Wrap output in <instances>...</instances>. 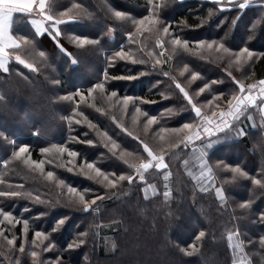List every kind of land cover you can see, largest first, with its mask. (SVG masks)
Segmentation results:
<instances>
[{
    "label": "trees",
    "instance_id": "16d2710c",
    "mask_svg": "<svg viewBox=\"0 0 264 264\" xmlns=\"http://www.w3.org/2000/svg\"><path fill=\"white\" fill-rule=\"evenodd\" d=\"M45 8L74 19L53 39L50 22L38 34L15 12L20 47L0 68V192L22 193L0 196L13 216L0 215V264H264V188L253 183L264 181V98L227 118L224 133L184 143L200 118L193 105L214 115L248 93L236 81L246 88L264 78V0H46ZM125 95L139 99L124 108ZM144 145L167 167L157 170ZM21 146L27 154L17 155ZM141 159L151 166L135 168ZM80 195L89 210L72 203ZM110 223L114 248L102 252L99 227Z\"/></svg>",
    "mask_w": 264,
    "mask_h": 264
},
{
    "label": "snow or ice",
    "instance_id": "6c2138e0",
    "mask_svg": "<svg viewBox=\"0 0 264 264\" xmlns=\"http://www.w3.org/2000/svg\"><path fill=\"white\" fill-rule=\"evenodd\" d=\"M217 2H219V0H217ZM240 7L241 8L245 7V4H240ZM36 8H38L39 14L41 16H43L48 22H50V27L53 30H55V33L53 35V39H55L56 37H58L60 35V30L58 28L59 25H62L64 23H66L67 21L74 19V17L69 16L67 20H63V19H60V18L54 16L53 14H49L46 11V8H45V0H23L22 4L19 7L15 8V9L0 10V68L4 67L3 58L6 55L5 49L7 47H10V46L11 47H15V48H19L20 47V44L18 43V41L16 39H14L13 36L7 34V32H6V23H7V21L11 18L13 12H22V13L23 12H28V13H31ZM116 15L117 16H122L123 14L117 12ZM145 19H147V17ZM33 23L37 24V28L38 29L43 26L41 23L36 22V21H33ZM139 23L143 24L144 21L142 20ZM167 31H168L167 28H164V32L167 33ZM129 38L130 39L132 38V34L131 33H129ZM77 40H79L81 44L87 42L86 40H81L80 37H77ZM24 42L27 43V40H25ZM175 43H177V44L181 43L179 38H176ZM183 43L186 45L188 42L187 41H183ZM198 43L203 45V44H205V41L204 40H199ZM208 47L211 48L212 44H208ZM241 51H242V53L246 54V57L248 59H251L254 56V53L249 51L248 48H243ZM261 55H264V53H261ZM114 57H118V58H121V59H124V58H129L130 59V57H127L126 54H122L119 51L117 53H115ZM16 59L19 60L20 63H24L23 60H20L19 56H17ZM29 67H31V65H29ZM4 70L7 71V68H4ZM229 75H230V73H229ZM133 78L134 77H132V76L116 77V79H133ZM236 83H237V85H239V87H240L242 92L247 91L249 93L248 96H247V100L248 101H254V97L251 95V92L256 87V85H248L247 88H245V86L242 83H240L239 81H236ZM94 87L96 89H103L104 88V83L103 82H98V83L95 84ZM207 87H208V85H205V88H207ZM91 91H92V89H89V92H91ZM181 91H183V89H181ZM201 91H204V89H201ZM259 92H260L261 96H264V80L259 82ZM79 95L83 99L84 93H79ZM111 95L113 97H115L117 95V93L116 92H112ZM185 96H187V93H185ZM69 99H70V97H69ZM138 99L139 98H134V97H130V96H126L125 95V96H123L121 98L120 102H121V104L123 105L124 108H127L129 102L135 103ZM234 99H235V106L230 108L228 113H221V117L222 118L225 115H230L234 119H237V120L239 119L238 113H239L241 107L244 104V100L242 98H240V97H234ZM146 103H152V101H146ZM229 103L232 104V101H229ZM193 109L195 111L196 116H200L201 115L200 109L195 107V105H193ZM262 111H264V110H262ZM156 119H157L156 117H151L150 120H149V123L154 122ZM222 123H223V127H220V125H216L215 129L218 132L224 133L225 129L229 128V124H228V122L226 120H223V119H222ZM210 125H211V122H207L205 124V126L203 127V131L205 133H207L209 136H211L212 133H213V127L210 126ZM183 127L185 129H189V128L192 127V125L188 124V123H185L183 125ZM198 136H199V133H196V134H194V136L187 137L186 140L184 141L185 146H187V143L190 142L193 138H198ZM87 143L91 144L92 141H87ZM113 147H115V146L113 145ZM144 147H145V150L148 152V155L149 156H153L152 151L148 148V146L144 145ZM44 151H47V149H44ZM64 151H66V149H63V148L60 149L61 153H63ZM22 153L23 154H27L28 153V147L27 146H21L19 148V150H18L17 155L22 154ZM68 155L70 157H72V158H75L78 155V153L75 152V151H69ZM153 159L158 161L155 164L156 168L159 169V168L167 167V165L163 161V157H153ZM150 166H151V163H145V164L141 165V167L144 168V169H147ZM87 169H89V170H93L94 169L95 174H96L97 177L103 176L105 180L107 179V177L104 175V173L101 172L100 168L95 167L94 164H87ZM71 170L72 169L69 168V171H71ZM233 171L238 173L240 176H245L246 175V173H244L239 168L233 169ZM47 175H48V177L51 178L53 176V173L51 171H49L47 173ZM121 179H124V177H121ZM127 179L129 181H131L132 177L128 176ZM111 183L114 184L115 182L113 181ZM253 183L255 185H259L261 188H264V181H262L260 179H254ZM68 191L70 193H76L77 189L75 187H69ZM85 191H87V190H85ZM217 194L218 195L220 194L219 190H218ZM21 195H22V193L19 192V191L0 192V196L18 197V196H21ZM97 199H100V197H97ZM72 203L74 205H78V206L82 207V209L86 210V211L89 210V208L91 207V205L85 200L84 195H80L79 196V200L78 201L74 200V201H72ZM92 203L94 204L95 201H93ZM241 208H249V202H247L245 204H242ZM0 215H2L5 218V220H7L9 223H11L12 220H13V216H12L11 212H5L2 209H0ZM261 220H264V214H261ZM23 223H24V230L26 232L27 228H28V221L25 220ZM58 223H62V221H60ZM44 235L45 234L43 232H40V231H37L35 233V236L37 238L44 237ZM86 235H87V233H85V236ZM199 236L200 237H204L205 233L204 232H200ZM14 242H15L14 240L9 241V243H14ZM34 243H35V241H34ZM83 243H85L84 239H82V238L79 239V244H83ZM77 246L78 245L76 243H73V244L70 245V247H72V248L77 247ZM48 247L51 248L52 245L49 244ZM21 251H23V245H21ZM31 255L33 257H36L37 253L34 251V252L31 253Z\"/></svg>",
    "mask_w": 264,
    "mask_h": 264
},
{
    "label": "rangeland",
    "instance_id": "374dc122",
    "mask_svg": "<svg viewBox=\"0 0 264 264\" xmlns=\"http://www.w3.org/2000/svg\"><path fill=\"white\" fill-rule=\"evenodd\" d=\"M10 58V56L9 55H5V58L3 59L4 60V62H6V61H8V59ZM4 66H5V63H4ZM250 85H256V87L252 90V92H251V94H252V96L254 97V99H263L264 98V96H261V94H260V92H259V85H257V83H253L252 82V84H250ZM247 88V87H246ZM234 104H232V105H229V106H223V107H219V108H217V110H215V113H214V115H212V114H209V115H207V114H201V116H200V118H199V120L197 121V123H196V125L194 126V128L192 129V131L189 133V135L188 136H186L185 137V139H184V141L186 140V138L187 137H190V136H194V134H196V133H199V136H198V138H193L190 142H188L187 144L188 145H193V146H195L201 139H203V138H208V137H211V136H213V135H215V134H217V133H219L218 131H216V129H215V126L216 125H220V127H223V123H222V119L223 120H226L227 121V117H226V115L222 118L221 117V115H217V113L219 112V111H224V109L226 108H228V110L226 111V113L229 111V109L233 106ZM262 110H264V107H262L261 108ZM261 110V111H262ZM246 111V110H245ZM245 111L242 113V115H244L245 114ZM262 113L264 114V111H262ZM241 114H240V112L238 113V116H240ZM207 122H211V125L210 126H212L213 127V133H212V135L211 136H209L207 133H205L204 131H203V127L205 126V124L207 123ZM192 148H194V147H192ZM198 157V156H197ZM196 157V158H197ZM151 159H153V156H151ZM139 160V161H142L144 164L145 163H149V162H151L152 160ZM138 161V162H139ZM207 171L205 170L204 172H203V174H205ZM202 174V173H201ZM167 180V179H166ZM169 183V180H167V184ZM117 229V224H115V223H113V224H109V225H101L100 227H99V236H100V239H102L101 241H104L105 242V244H109L108 245V247H105L104 245H101V251L102 252H109V251H111V250H113L112 248H114V244H113V240H112V236H111V234H112V232L114 231V230H116Z\"/></svg>",
    "mask_w": 264,
    "mask_h": 264
},
{
    "label": "crops",
    "instance_id": "0c3cea01",
    "mask_svg": "<svg viewBox=\"0 0 264 264\" xmlns=\"http://www.w3.org/2000/svg\"><path fill=\"white\" fill-rule=\"evenodd\" d=\"M215 1H217V0H215ZM220 1V0H219ZM22 2H23V0H0V10H4V9H9V10H11V9H15V8H17V7H19L21 4H22ZM45 5H46V0H45ZM15 12H13L12 13V16H11V18L7 21V23H6V32H7V34H9V35H11L12 36V34H11V31H10V29H11V24H12V19H13V14H14ZM17 13V12H16ZM18 13H22V12H18ZM23 14H26L27 16H28V19H29V22L31 23V25H32V27L35 29V31L38 33V34H41L44 30H45V22L47 21L43 16H41L40 14H39V10H38V8H36V9H34L31 13H28V12H23ZM33 21H36V22H39V23H41L43 26L42 27H40L39 29L37 28V24L36 23H33ZM14 39H15V37H13ZM9 48H13V47H7L6 49H5V52H6V55H8V53H7V50L9 49ZM5 58V57H4ZM3 58V59H4ZM9 60V59H8ZM7 62L8 61H6V62H4L5 63V66L2 68V69H4L5 67H6V64H7ZM262 80H264V78L263 79H261V80H259V81H257L256 83H257V85H259V82L260 81H262ZM262 107H264V100L262 101V103H261V105H260V113H261V115H262V117H263V119H264V114L262 113Z\"/></svg>",
    "mask_w": 264,
    "mask_h": 264
},
{
    "label": "water",
    "instance_id": "95a60500",
    "mask_svg": "<svg viewBox=\"0 0 264 264\" xmlns=\"http://www.w3.org/2000/svg\"><path fill=\"white\" fill-rule=\"evenodd\" d=\"M248 94L249 93H246V94H244V95H242L240 98H242L243 100H244V104L246 103V102H250V103H252V102H254V101H248L247 100V96H248ZM243 104V105H244ZM235 106V103H234V105L232 106V107H234ZM198 108V107H197ZM242 108V107H241ZM200 111H201V114H202V110L200 109ZM193 112H194V114H195V111H194V109H193ZM195 116H196V114H195ZM196 117H199V116H196ZM227 117H228V119H233V117L232 116H230V115H227ZM164 161V160H163ZM165 163V162H164ZM166 164V163H165ZM164 168H166V167H164ZM164 168H156L157 170H161V169H164ZM86 211V210H85Z\"/></svg>",
    "mask_w": 264,
    "mask_h": 264
},
{
    "label": "built area",
    "instance_id": "2783aa9c",
    "mask_svg": "<svg viewBox=\"0 0 264 264\" xmlns=\"http://www.w3.org/2000/svg\"><path fill=\"white\" fill-rule=\"evenodd\" d=\"M227 110H228V108L227 109L225 108L224 111H219L217 113V115H221V113H226ZM143 164L144 163L142 161H139V162L136 163L135 168H141V165H143Z\"/></svg>",
    "mask_w": 264,
    "mask_h": 264
},
{
    "label": "bare ground",
    "instance_id": "6f19581e",
    "mask_svg": "<svg viewBox=\"0 0 264 264\" xmlns=\"http://www.w3.org/2000/svg\"><path fill=\"white\" fill-rule=\"evenodd\" d=\"M251 95H252V94H251ZM254 102H255V99H254ZM254 102H252V103H254ZM198 108H199V107H198ZM231 108H232V107H231ZM239 112H240V111H239ZM227 113H228V112H227ZM200 116H201V115H200ZM200 116H199V117H200ZM227 118H228V117H227ZM230 120H231V119H230Z\"/></svg>",
    "mask_w": 264,
    "mask_h": 264
},
{
    "label": "flooded vegetation",
    "instance_id": "af4514ba",
    "mask_svg": "<svg viewBox=\"0 0 264 264\" xmlns=\"http://www.w3.org/2000/svg\"><path fill=\"white\" fill-rule=\"evenodd\" d=\"M229 112V111H228ZM227 116V115H226Z\"/></svg>",
    "mask_w": 264,
    "mask_h": 264
}]
</instances>
